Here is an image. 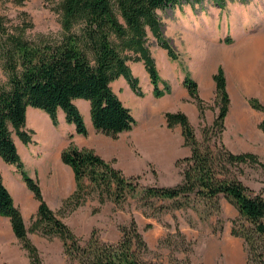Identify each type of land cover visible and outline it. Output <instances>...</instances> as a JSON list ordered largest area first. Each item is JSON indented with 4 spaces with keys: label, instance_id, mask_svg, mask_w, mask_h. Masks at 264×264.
Instances as JSON below:
<instances>
[{
    "label": "trees",
    "instance_id": "1",
    "mask_svg": "<svg viewBox=\"0 0 264 264\" xmlns=\"http://www.w3.org/2000/svg\"><path fill=\"white\" fill-rule=\"evenodd\" d=\"M179 1L60 0V37L36 42L19 34L5 33L0 18L2 53L9 84L8 89L0 86V158L14 166L37 202L27 230L19 209L0 179V216L8 219L13 236L26 252L27 264H40L37 250L27 238L28 231L47 238L57 237L65 257L72 264H147L138 255L146 246L133 220L120 226L121 236L115 243L100 242L90 236L85 245H79L67 225L48 208L37 180L24 171L10 129L21 143H29L30 137L23 125L26 107H33L45 112L53 126L57 122V110H60L64 122L73 125L74 133L84 136L83 119L73 103L74 99H82L88 102L90 123L96 132L115 137L131 130L135 120L111 90L110 82L121 76L131 91L141 96L137 79L127 64L129 60L140 61L151 86V95L159 98L170 92V86L158 75L145 38L148 30L166 55L176 58L162 37L156 11L172 8ZM224 42L229 43L230 39L225 38ZM212 80L215 87L213 105L217 112L212 123L201 129V142L196 140L184 113H163L165 125L168 128L178 125L182 144L189 149L188 156L174 163L180 167V180L171 186L141 187L139 199L168 201L174 208L198 199L218 211V197H223L236 211V216L230 220L229 234L241 239L247 262L264 264V196L238 179L240 170L231 169L240 164H257L264 169V164L252 152L232 153L221 143L217 152L213 151L215 142L209 144V141L211 137L219 141L229 103L220 65ZM181 85L195 102L198 117L202 118L204 107L197 95L196 83L184 75ZM247 103L262 113L256 127L264 134V104L255 98H248ZM59 159L70 168L74 183L64 204L77 206L94 193L98 202L110 198L118 203L136 189L133 182L136 176H124L109 161L91 149L77 147L71 140L60 151Z\"/></svg>",
    "mask_w": 264,
    "mask_h": 264
},
{
    "label": "rangeland",
    "instance_id": "2",
    "mask_svg": "<svg viewBox=\"0 0 264 264\" xmlns=\"http://www.w3.org/2000/svg\"><path fill=\"white\" fill-rule=\"evenodd\" d=\"M59 1L0 0V18L5 33L19 34L32 42L58 39L61 35ZM156 14L162 37L176 55L175 59H171L164 53L166 60L174 70L188 75L186 58L191 57L193 60L201 57L202 54L207 58L204 45L207 40L219 35L224 41L225 38L235 36L234 31L240 25L246 29L264 26V0H180L174 7L157 10ZM223 29L227 31L225 35L221 33ZM196 40L204 43L202 50L200 47L193 48V43ZM145 45L154 64L158 65L155 67L158 68L159 77L171 80L158 53L161 48L148 30L146 31ZM3 48V36L0 34V86L8 89V72L4 67ZM191 49L192 51H190ZM127 64H130V71L138 80L137 86H139L141 96L132 92L133 95L124 97V103L135 120V125L123 136L129 156H131L124 159L125 165L132 162V157L134 162L139 163L149 158L150 149L146 150L141 145L138 148L133 143L132 140L137 135L146 141H159L163 145L167 143L168 147L180 148L183 151L185 146L182 144L178 125L168 128L163 118V113L167 111L165 104L169 97L164 94L159 98H154L151 95L145 85L146 82L142 80L134 66L139 64L144 71L141 62L129 60ZM213 99L210 101L200 99L204 107L202 118L198 117L197 111L198 125L190 124L198 142L202 141L201 129L207 126L202 124L204 111L213 112L216 108L213 105ZM191 101L195 104L192 99ZM75 102V106L83 116L84 110L79 102L86 101L77 99ZM57 113L58 126L53 128L54 132L49 133L42 129L38 134L41 141L34 139L35 142L32 144L30 142V146L39 148L36 153L38 155L36 161L44 163L41 167L42 171L38 172L37 169V183L41 194L43 193L42 197L45 203L47 201L50 205L51 209L47 205L48 208L72 231L78 239L79 245H85L90 236L100 242L115 243L121 236L120 226H126L130 220H133L146 246V250L139 251L138 255L147 264H225L224 260H228L231 264H250L246 261L241 239L237 238V241H231L227 230L225 231V227H230V220L236 216V211L223 197H218V211L198 199H191L185 206L177 208L172 207L168 201L139 199L141 187L176 184L180 180V167L177 166L169 173H156L150 163L146 164L144 171L134 174H128L120 169L124 176H136L133 180L136 184L135 191L131 195L125 196L121 202L114 203L110 198H104L103 202H98L94 193L77 206L64 204V200L73 190L65 189L63 192L66 195L61 197V193H56V189L50 187L51 181L48 180L54 172L56 174L63 173V170L59 169L58 163L54 164L56 160L54 156L57 148L62 146L66 140V137L61 136L60 132L65 133L69 124L64 122L60 110H57ZM10 130L12 139L18 142V138L12 129ZM102 137L104 136L96 133L90 136V141L95 142L96 149L101 153L104 151ZM82 138L89 140V136ZM213 140L215 142L213 151L217 152L220 143L224 146L221 134L220 142L211 137L209 144H212ZM163 149V146H160V150L154 149L155 152L160 153L153 157L163 160ZM250 149L264 164V135H259L256 141L251 144ZM228 150L232 153L242 152L240 148ZM20 155L24 158L21 151ZM150 157L152 156L150 155ZM57 160L60 162L59 157ZM231 169L232 171L240 170L237 174L238 179L252 191H259L264 196L263 168L257 164H240L231 167ZM24 171L27 175L33 174V170L29 166L24 168ZM159 206L162 207L159 208ZM33 215L25 223L27 230ZM147 224L149 227H146ZM27 238L36 248L40 264H72L65 257L61 241L57 237L47 238L28 231ZM0 264H27L26 252L13 236L6 219H0Z\"/></svg>",
    "mask_w": 264,
    "mask_h": 264
},
{
    "label": "crops",
    "instance_id": "3",
    "mask_svg": "<svg viewBox=\"0 0 264 264\" xmlns=\"http://www.w3.org/2000/svg\"><path fill=\"white\" fill-rule=\"evenodd\" d=\"M234 32L235 36H230L229 43L222 41V36L219 35H216L211 40H207L205 44L196 40L193 43V48L197 49L200 47V50H202L204 44L207 52V58L204 57L203 54L201 57L193 60L191 57H187L186 72L196 83L199 98L203 101H210L214 97L215 90L212 75L218 65L222 67L225 78V90L228 95L229 103L226 115L223 119L221 141L228 149L235 150L236 148H240L242 149V152H251V144L256 141L259 135H264L256 127L257 123L262 118V113L252 109L247 103L248 98H255L260 103L264 104V26H258L254 29H246L243 25H240ZM221 33L225 35L227 31L223 29ZM190 51H192V49ZM158 53L164 68L167 69L171 78L170 80L166 77H161V79L165 80L170 86V92L164 95L169 97L165 104L167 111H181L187 116L191 125H198L199 119L197 118L196 106L189 98L186 89L181 85V81L184 76L183 73L174 70L171 64L166 60L164 50L160 49L158 50ZM155 65L158 67L157 64ZM128 66H130V64ZM134 66L137 68L142 80L146 82V87L151 91V86L147 83V74L143 71L142 66L139 64H135ZM110 87L123 106L126 107L127 105L124 103V97H128L131 94L133 95L126 80L119 76L110 82ZM76 100L77 99H74L73 103H76ZM79 103H81L84 110V115H81L86 129V134L84 136H89V140H84L82 135L74 133L73 125L69 123L67 131L65 133L60 132V135L65 136L66 140L62 146L57 148L54 156L56 159L54 164L58 163V167L60 170H63V173L56 174L54 172L48 180L51 181L50 187L52 189H56V193H61V197L66 195V193L63 192L65 189L73 190L74 188L70 168L61 163V161L59 162L57 160L60 151L67 145L69 140H71L77 147L91 149L103 160L110 161L113 168L119 170L121 169L123 172H127L128 174L144 171L146 169V164L149 163L154 167L156 173H169L175 169V160L189 155V149L187 147H184V150L182 151L180 148L174 149L172 147H168L167 143L163 145L159 141H146L137 135V137L132 140L133 143L138 148L141 145L146 150L150 149L149 152H151L150 155L152 157L149 155V158L142 163L134 162L132 157V162L125 165L126 162L124 159H126V157H131L129 156L128 148L124 143L123 137L127 131L120 132L116 134L115 137L96 132L92 128L88 117V102ZM216 111V108L213 112L205 110L202 124L209 126ZM57 115L58 113H56V125L53 126L45 112L38 108L26 107L23 130L30 136L31 144L35 142L34 139L41 141V137H38V134L42 131V129L49 133H51V131L54 132L53 128L58 126ZM178 129L180 132V128ZM94 133L104 136L101 138V141L103 142L102 144L104 145V151L102 153L100 151L98 152L96 149L94 144L95 142L90 141V136ZM69 135L70 138H68ZM30 142L23 144L20 140L18 142L13 140L23 168H26L27 166L31 167L33 174L28 175L37 180V169L38 172L42 171L43 169L41 170V167L44 163L42 164L41 161H36L38 159V155L36 153L39 151V148L30 146ZM160 146H163L164 148L162 152V156L164 157L163 160L153 157L155 154L160 153L154 151V149L160 150ZM25 147L28 148L26 149ZM20 151L23 153L24 158L21 157ZM0 179L10 194L13 204L19 209L25 226L26 221H28L30 216L35 213L37 202L33 199L31 192L21 181V178L16 172L14 166L4 163L1 158ZM46 203L51 209L47 201ZM0 219L8 220L6 217L2 216H0ZM229 228L230 227H225V231L227 230L229 239L231 241H237L236 237L229 234ZM223 263L231 264L228 260H224Z\"/></svg>",
    "mask_w": 264,
    "mask_h": 264
},
{
    "label": "bare ground",
    "instance_id": "4",
    "mask_svg": "<svg viewBox=\"0 0 264 264\" xmlns=\"http://www.w3.org/2000/svg\"><path fill=\"white\" fill-rule=\"evenodd\" d=\"M143 132H145V131H143ZM144 134H146V133H144Z\"/></svg>",
    "mask_w": 264,
    "mask_h": 264
}]
</instances>
